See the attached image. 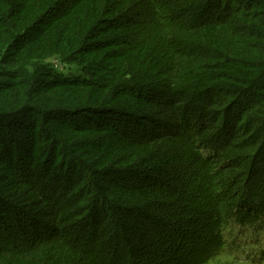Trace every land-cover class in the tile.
Instances as JSON below:
<instances>
[{
    "label": "trees",
    "instance_id": "obj_1",
    "mask_svg": "<svg viewBox=\"0 0 264 264\" xmlns=\"http://www.w3.org/2000/svg\"><path fill=\"white\" fill-rule=\"evenodd\" d=\"M175 1L177 0L171 3L163 2V0H153L152 2L140 0L138 3L135 0H0V59L5 56L7 47L10 49L17 48V44L19 45L29 38V33L46 26L40 31L41 35L50 27H56L60 31H66L70 34H63L68 42L67 48L78 52L75 54L81 56V58L77 57L71 61L80 63L79 66L83 72L73 81H59L61 83L46 86L42 83L51 78L49 71L40 72L38 78L41 79L38 81L34 80L32 76L36 77V71L31 72L24 66L18 69V66L12 65L14 67L12 72L0 70V78L20 80V83L15 86L24 94L21 98V107L12 103L15 106H8L10 111L0 110V117L9 114H12L9 116H14L23 111L38 112L41 110V113H44L45 111L41 108L50 104V99L52 100L57 90L77 86L82 88L85 91V97H82L81 102L78 105H72L70 109V112H75L74 114L81 116L82 122H79L80 125H73L72 123L66 125V122H63L62 125L67 127V129L64 128L65 130L76 136L87 131L96 133L97 139L94 141L93 147L97 154L95 158L90 154L85 155L89 160L75 157L76 167L75 169L73 167L72 171L65 170L63 167L68 179H71V176L77 172L85 177L89 172L88 163L93 162L96 168L94 176L99 175L101 178L115 172L117 180L127 179L130 183L134 181L138 184L133 187L129 183L109 178L94 179L93 184L107 185V189H104L103 192L107 197L103 202H109L114 196L122 195L119 197L121 201L134 204L133 202H136V198L139 197L140 201L146 204L149 212H158L159 215L169 216L170 220H175L179 224L181 223L177 219L186 209L179 210L178 214L168 215L167 212L169 208H173L174 203L163 202L156 205L154 203L156 201L155 195H149H181L178 194L180 190L174 192L172 187L168 190L165 189L166 184H164L163 179L159 178L160 181L155 179L158 168L162 166L167 181L174 182L182 188L185 186L184 184L204 183L205 187L203 186V188L213 196L214 201L205 210L206 226L209 229L207 236L210 237L208 243L213 238L214 240L217 239V246H211L213 248L209 250L208 255L206 254L207 257H211L217 248L224 246L223 230L226 226L224 224L233 218H239L242 214L240 210L244 208V196L246 194L242 182L251 172V166L254 165L255 160L258 161L259 156H261L260 153L264 154V141L261 142L262 139L264 140V135L258 139L259 141L255 146L250 145V143L235 146L234 131H231L229 137L225 136L224 138L222 129H218L220 122L216 119V113L220 112L219 114H221L227 108L224 106L226 104L224 101L231 102V97L235 94L232 99V102L235 103L238 94L236 91L231 93L229 89L233 84H238V81L230 79L227 76L228 72L237 67L259 70V66L264 62V0H215L222 13L217 15L215 19L209 18L207 20L205 18L203 22L199 20L191 22L193 17L187 14L188 12L179 13L178 8L180 6H175L177 4ZM199 1L201 0H191L190 3ZM117 2L118 6L116 5ZM189 4L183 3L181 5L187 7ZM206 4L205 1L199 5L204 8L207 6ZM82 10L87 12V18L81 23L80 28L83 33L80 34L77 41H74L71 37L72 26L74 25L71 24V20ZM119 10L124 15L117 16ZM133 12L139 19L128 18V14L133 16ZM206 15L207 13L203 16ZM179 21L191 28L189 32H193L192 37L194 39L175 33L177 27L175 28L172 24H177ZM75 24L80 26L77 22ZM21 26L26 28L17 32L14 30V28ZM36 39L38 37L34 40ZM200 49L201 51H199ZM2 63L3 61L0 62L1 68ZM227 64L229 66L225 67ZM200 72L205 73L204 78L198 77ZM249 76L258 81L260 76L264 77V73L255 72ZM192 81L197 86H191ZM11 84L2 83V89L10 88ZM217 86H221L224 95L228 94V99L223 95L219 98L212 95L213 89ZM225 86L229 88H225ZM263 88L264 86L261 89ZM204 93H208L206 98ZM201 94L205 98L201 101L202 108H196L198 101L195 97ZM174 96L177 98L174 99ZM160 97L164 98L160 99ZM254 100L255 102L260 101L264 106V94L260 95L258 99L254 98ZM63 103L64 100L61 101V104ZM167 105L178 113L177 116L173 115L172 117V120L177 123L176 128L179 129V131H174L177 133L171 134L169 132L171 129L167 125L169 122L167 113L169 112L163 110ZM193 109L200 110L195 112ZM247 113H251L261 123H264V107L259 109L256 104L248 107L242 106L240 114H237L236 121L232 124V130L233 128L236 130V126L241 124L244 115ZM50 114L69 116L68 111L50 112ZM85 118H89L87 122L84 121ZM48 119L56 122L55 117ZM148 123L151 124V127H148ZM160 126L164 127V130L156 131V128ZM258 135H262V131H256L253 139H256ZM49 136L48 139L51 140L52 134ZM165 139H169V141L167 142ZM208 140L214 147L209 153H204L203 147L209 143ZM51 141L55 150H61L64 153L68 150L67 147L55 140L52 139ZM180 141L181 143H179ZM177 144L179 145L177 146ZM178 147L184 153L179 155L176 151ZM109 149L111 150L109 159L100 157L101 152L109 153ZM193 149L197 150L199 157L198 159L194 155V168L191 167L189 160V155L194 152ZM233 155L237 157L238 164L230 162L229 158ZM11 156L14 159V155ZM179 156L180 159L177 158ZM52 157L56 160L59 158L56 154ZM10 160L12 161V158ZM66 160H68L67 156L62 158L61 162H66ZM168 160H175V165H169ZM112 162L123 166L124 170L122 172H118L116 169L101 170V167L105 168ZM249 162L252 163L249 164ZM1 165L0 167H2ZM214 165L217 167L213 168ZM12 166V164L8 165L5 171L7 177L2 183L5 196L10 194L16 196L29 189L33 192V199H31L33 202L38 201L40 203L41 197L48 200L47 194H43L42 189L35 186L33 179L25 180L19 177V172L16 175ZM63 170L60 171V179H62ZM187 173H194L198 177L192 183L189 182L191 176L187 181H184L183 177ZM119 176L121 178H118ZM218 176H226V178L223 177L216 182ZM140 178L146 179L137 183ZM70 184L71 180H68L62 187V192L57 193V190L52 192L57 195L56 198H61L60 203L67 199H69L66 201L67 203L71 202L70 199L74 196L76 187L71 189ZM90 184H92L91 181L87 183V186ZM201 187L202 184L198 186V189ZM93 189L98 190L100 188L94 186ZM140 190L142 191L140 192ZM92 191L90 189L88 196ZM78 196L79 194H76V197L72 199L75 200ZM181 196L184 199V195ZM84 201L81 204H88ZM74 202L77 203L78 201L75 200ZM108 202L105 203V208L112 206V203L108 205ZM255 203L256 201L252 202L254 206L259 207ZM177 205L174 204L176 207ZM32 206L34 207L35 204ZM94 206L96 205L84 206L88 209L83 210V214L74 217L79 229L83 228L84 225L85 230H90L87 239L82 243L80 242L82 239L77 237L74 239L79 230L75 236L72 230L67 233L73 238L67 239L64 244L70 248L74 261L78 258L79 263H75H136V259L133 257L138 258L141 252L138 253L137 250H142V248H138L135 243L133 244V238L127 232L129 226L122 229V232L118 228L109 225L104 226V221L109 215H105L103 211L98 209L94 212L95 220H92L94 222L92 224L90 222L92 214H89L88 211L93 210ZM64 207L60 208L59 211H62ZM159 207H165V212H159ZM113 208L115 211L119 210L116 209L117 207ZM139 212L138 218L142 217L144 211L140 210ZM60 213L57 214V211L54 210L52 216L58 219ZM24 214H26V210ZM187 215L188 213H183V216ZM25 216L34 219L31 214ZM100 221L102 226L94 225ZM173 224L177 225L176 223ZM0 225L3 224L0 222ZM55 232H57L56 239L63 237V228ZM52 234L55 233L47 229L38 231V236L44 240L39 241L38 244L55 240L50 236ZM126 235L131 241L129 249L128 246L121 248L117 241L113 240L111 243L113 236L123 237L127 242ZM38 244L37 246H39ZM23 246L20 250L27 251L30 249V247L25 249ZM9 251L13 250L4 249L0 252L1 262L9 254ZM125 252L127 256L123 259L121 255Z\"/></svg>",
    "mask_w": 264,
    "mask_h": 264
},
{
    "label": "rangeland",
    "instance_id": "obj_2",
    "mask_svg": "<svg viewBox=\"0 0 264 264\" xmlns=\"http://www.w3.org/2000/svg\"><path fill=\"white\" fill-rule=\"evenodd\" d=\"M149 1L152 2L153 0ZM173 1L174 0H163V2L166 3H171ZM205 1L207 2V6L204 8L202 6L200 7L199 4H201V2L204 3ZM135 2L138 3L140 0H135ZM175 2H177L175 6H180L178 8L179 13L188 12L187 14H190V16L193 17L191 22L193 20L203 22L205 18L207 20L209 18L215 19L217 15L222 13V10L220 12L216 5L215 0H201L199 1L200 3H190L191 0L189 2L188 0H177ZM183 3L190 4L186 7L181 5ZM116 5H119L118 2ZM121 13L122 11L119 10L117 16L124 15ZM200 13L202 14L198 15ZM205 13H207V15L203 16ZM132 15L133 16H129L128 14V18L139 19L134 12ZM86 18L87 12L84 10L80 11L75 18H72L71 24L74 25L72 26L71 37L74 41H77V38L83 33L80 27L82 25L81 23L85 21ZM76 22L79 23L80 26L75 24ZM181 22L182 21H179L177 24H172L175 28L177 27L175 33L194 39L192 37L193 32H189L191 28L186 27V25ZM25 28L26 27L21 26L19 28H14V30L17 32L22 31ZM45 28L46 26H42L35 32L29 33V38L19 45L17 44V48L10 49V47H7L5 56L0 59V62L3 61L0 70L2 71V69H4L12 72L14 68L12 65L18 66V69H20L21 66H24L31 72L36 71V77L34 75L32 76L34 77V80L38 81L41 79L38 78L40 72L49 71L51 78L42 83V85L46 86L61 83L59 81L70 82L77 79V77L80 76V73H83L81 70L82 68L79 66L80 63L72 62L71 60L74 61L77 57L81 58V56L80 54H75L78 52L67 48L68 42L63 34H70L66 31L62 32L56 27H50L40 35V31ZM32 37L33 39H31ZM36 37H38V39L34 40ZM199 51H201V49ZM163 56L166 55L163 54ZM179 59H182V57H179ZM227 66L229 65L227 64L225 67ZM262 67H264V62L259 66V70H256L255 68L241 69L240 67H237L229 71L227 74L230 79L238 81V84L235 83L230 88L225 86V88H229L231 93H235L236 91L238 94L236 95L235 103L232 102L235 94L232 95L231 102L224 101V104L226 102L224 106H227V108L224 109L225 111L223 110L221 114H219L220 112L216 113V119L220 122V127L218 129H222V136H224V138L225 136L229 137L231 131H234L235 146H243L248 143L255 146L259 141L258 139L264 135V123H261L256 119V116L251 115V113L244 115V119L239 126H236V130H234L235 128H233V130L231 128L232 124L236 121L237 114H240L242 106L248 107L256 104V107L259 109L264 107L260 101L257 100L255 102L254 100V98L258 99L260 95L264 94V88L261 89L262 86H264V77L260 76L257 81L256 78L253 79L249 76L255 72L263 74L264 68ZM204 74V72H200L198 77L204 78ZM0 81L2 83H12L10 88L2 89V83L0 82V110L10 111L8 110V106L14 107L15 105H18L21 107V98L24 94L15 86L20 83V80L4 77L0 78ZM190 85L197 86L194 81H192ZM258 85L259 87H257ZM221 91H223L221 90V86H217L213 89L212 95L217 98L223 95L228 99V94L224 95V91ZM206 95H208V93H204L205 98ZM82 97H85V91L78 86L66 87L65 89L61 88L57 90V93L53 98L51 97L52 100L50 99V104H47L45 108H41L45 111L44 113H41V110L38 112L23 111L14 116H9L12 115L9 114L8 116L0 117V165L3 164L1 165L2 167H0V222L3 224L0 225V252L4 249L13 250L9 251V254L6 255L3 262L0 261V264L79 263L78 258L74 261V258L71 256L73 254L70 252V248H68V245H65L64 242L67 239L73 238L72 235L67 234L68 232H71L70 230L73 231L74 236L79 230L78 235L75 236L74 239H76V237L82 239L80 241L81 243L87 239L86 237L90 230H85L84 225L83 228L79 229L77 220H75L74 217L78 214H83V210H87L91 204L96 205L93 210L88 211L89 214H92L90 217V222L92 224L94 223L92 220H95L94 212L98 209L103 211L105 215H109L104 221V226L109 225L116 229L118 228L121 232L122 229L129 226L127 232H129L128 234H131L134 241L133 244L135 243L138 248H142V250H137L138 253L141 252L139 253L138 258L135 256L133 257L136 259V263L134 264H264V154L262 155V153H260L261 156H259L258 161L256 162L255 160L254 165L251 166V172L247 174L242 182L246 189V194L244 196L245 202L243 205L244 208L240 210V213L242 214L239 218H233L224 224V226L226 225L225 227L223 226L224 246L222 248H217L211 257H207L206 254L208 255L209 250L213 248L211 246H217V239L214 240L213 238L211 239V242L208 243L210 237L207 236L209 229L206 226L207 220L205 216L206 208H208L210 204H213L214 201L213 196L210 193L208 194L203 188V186L205 187L204 183L198 182L194 185V181L196 177H198L194 173H187L183 177L184 181H187L191 176L189 182H194V184H184L185 186L182 188L174 182L167 181L163 173L164 171L162 170L163 168L160 166L158 168V174H155V179H158L157 181L163 179L164 184H166L165 189L167 190L170 187L174 189V192L180 190V193L178 194L184 195V199L181 195L177 196L170 194L162 196L159 194H149L155 195L154 198L156 201L154 203L156 205L163 202H170V204L174 203L177 205L179 202L177 207L173 204V208H169L167 214L175 215L178 214L179 210L183 211V209H186L183 213H188V215L183 216L182 213L177 219L181 224L177 223L175 220H170L169 216L159 215L158 212H149V209L145 206L146 204H143L139 197L136 198V202H133L134 204H130L124 200L121 201L119 197L122 195L114 196L109 202H103L104 199H106L105 197H107L106 194H103L104 189H107V185L93 184L94 179L100 178L99 175L94 176V170H96V168L94 167L93 162L88 163L87 167L89 172L85 177L77 172L75 175L71 176V179H68L67 173L63 170V167L65 170L72 171L73 167L74 169L76 167L75 157L89 160L85 155L90 154L95 158L97 154L93 147V143L97 139L96 133L87 131L76 136L65 130L67 127L62 125L63 122H66V125H69L70 123L77 125L79 122H82L80 115L74 114L75 112H70L71 106L75 104L78 105L81 102ZM204 97H202V94L195 97L196 101H198L196 108H202L201 101L205 99ZM162 98L160 97V99ZM173 98L175 99L177 96H174ZM63 100L64 103L61 104V101ZM46 102L48 103V101ZM12 103H15V105ZM163 110L169 112L167 113L169 119L167 125L171 128L169 132L171 134L177 133L174 131H179V129L176 128L177 123L172 120V117L173 115L177 116L178 113L169 105L165 106ZM193 110L199 112L200 109ZM59 111H68L69 116L63 117L61 115L57 116L50 114V112L57 113ZM210 112H212V110H210ZM51 117H55L56 122L48 119ZM88 119L85 118L84 121L87 122ZM256 122L257 124H255ZM148 127H151L150 123H148ZM157 130H164V127H157L156 131ZM258 130L262 131V135H258L256 139H253V135ZM51 134L53 140L60 143L62 146L67 147L68 150L65 153L53 148L54 145H52V139H48ZM165 140L167 142L169 141V139ZM263 141L264 140L262 139L261 142ZM207 142H209V140ZM179 143H181V141ZM178 145L179 144H177V146ZM212 147L214 146H212L210 142L207 143V145L203 147V152L209 153ZM176 151L179 155L180 153H184L180 147H178ZM193 151L194 152L189 155L192 168L195 166L194 155L199 159L197 150L193 149ZM54 154L59 156L58 160L52 157ZM11 155H14V159ZM110 155L111 150L109 149V153H106V151L101 152L100 157L109 159ZM66 156L68 160H66V162H61V159ZM234 156L235 155L231 156L229 160L230 162L238 164L239 161H237V157ZM10 158H12V161ZM177 158L180 159V156ZM167 162L171 166H174L176 163L175 160H168ZM250 163L252 162H249V164ZM11 164L13 165L12 168L16 175L17 172H19V177L25 180L33 179L35 186L40 187L43 194H47V198L51 203L47 202L48 200L43 197H41L42 199L40 203L38 201L33 202L31 200L33 199V192L29 189L16 196H13V194L5 196L2 183L7 177L5 171L7 170L8 165ZM217 165H214L213 168L217 167ZM105 168L101 167V170L116 169L118 172L124 170L123 166L114 162L110 163ZM61 170L64 171L62 179H60ZM83 171L85 172V170ZM116 175L117 174L114 172L105 177L102 176L100 179L109 178L115 181H122L123 183H129L133 187L138 185L134 181L130 183L127 179L117 180ZM81 177H83V179H81ZM223 177L226 178V176H218L216 182L220 181ZM118 178H121V176ZM145 179L146 178H140L137 180V183H141L142 181H145ZM66 180H71V184L69 185L71 189L76 187V192L72 198L76 197V194H79L78 198L75 199L78 201L77 203H75V200L72 198L69 203L66 202L69 199L60 203L61 198H56L57 195L52 193L56 190L58 191L57 193H59V191L62 192V187L67 183ZM90 181L92 184L87 186V183ZM200 184H202V187L198 189ZM94 186H98L100 188L98 189L99 191L94 190ZM90 189L93 191L90 196H88ZM142 190H140V192ZM166 193L169 194L168 192ZM82 201L88 204H81ZM254 201H256L255 204L259 207L252 204ZM107 202L108 205L109 203H112V208H105V203L107 204ZM32 204H35V206L31 207ZM84 206L88 207L84 208ZM62 207H64L63 210L59 211ZM113 207H117L116 209L119 210L115 211ZM159 208V212H165V207ZM25 210L26 214H31L34 219L27 218L29 216H25ZM54 210L57 211V214L58 212H61L60 218L57 219L55 216H52ZM140 210L142 212L144 211V213H142V217L138 218L137 214L140 213ZM174 219H176L175 216ZM100 223L102 224L100 221L96 222L94 225L99 226L101 225ZM173 223H176L177 225H174ZM61 228H63L64 231L63 237L56 239L57 232L55 231H58ZM44 229L55 233L50 235L52 236V239L55 240H50V242L45 241L38 244L39 241H44L38 236V231ZM126 239L127 242L123 237L117 238V236H113L111 243L114 240L120 243L119 245L121 248L128 246L127 248L129 249L131 241L128 236ZM37 244L39 246H37ZM22 246L25 247V249L30 247V249L27 251L20 250ZM125 256H127L126 252L121 255V258Z\"/></svg>",
    "mask_w": 264,
    "mask_h": 264
}]
</instances>
